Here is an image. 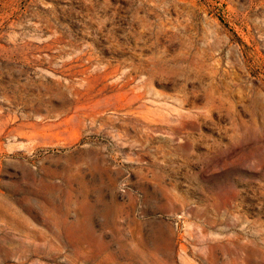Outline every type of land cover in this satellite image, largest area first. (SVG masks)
I'll return each instance as SVG.
<instances>
[{
    "label": "rangeland",
    "instance_id": "obj_1",
    "mask_svg": "<svg viewBox=\"0 0 264 264\" xmlns=\"http://www.w3.org/2000/svg\"><path fill=\"white\" fill-rule=\"evenodd\" d=\"M0 264H264V0H0Z\"/></svg>",
    "mask_w": 264,
    "mask_h": 264
},
{
    "label": "bare ground",
    "instance_id": "obj_2",
    "mask_svg": "<svg viewBox=\"0 0 264 264\" xmlns=\"http://www.w3.org/2000/svg\"><path fill=\"white\" fill-rule=\"evenodd\" d=\"M72 46V45H71ZM75 47V46H74ZM74 51V50H73ZM72 52V51H71ZM72 54V53H71ZM72 57V56H71Z\"/></svg>",
    "mask_w": 264,
    "mask_h": 264
}]
</instances>
